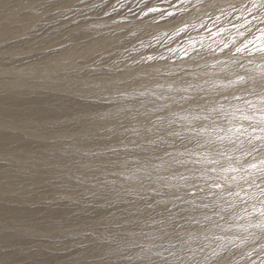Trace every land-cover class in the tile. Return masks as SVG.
<instances>
[{
  "label": "rangeland",
  "instance_id": "rangeland-1",
  "mask_svg": "<svg viewBox=\"0 0 264 264\" xmlns=\"http://www.w3.org/2000/svg\"><path fill=\"white\" fill-rule=\"evenodd\" d=\"M263 67L264 0H0V264H264Z\"/></svg>",
  "mask_w": 264,
  "mask_h": 264
},
{
  "label": "bare ground",
  "instance_id": "bare-ground-1",
  "mask_svg": "<svg viewBox=\"0 0 264 264\" xmlns=\"http://www.w3.org/2000/svg\"><path fill=\"white\" fill-rule=\"evenodd\" d=\"M75 53H76V52L72 53L71 56H72V55H73V56L76 55ZM83 53H88V51H85V52H83ZM78 54H79V53H78ZM78 54H77V55H78ZM55 68H56L55 65H50V66L48 67V71H51V70H53V69H55ZM263 72H264V67H263ZM28 75L36 76V75H38V72L35 71V70H33V71L26 72V73H24V74H22V75H18V76H17V80H18L20 83H23ZM143 77H144L145 79H147L148 81H152V82H154L153 78L151 77V75H150L149 73L144 74ZM107 82H108V80H105V83H107ZM137 86L140 88L142 85H137ZM154 93H157V92H154ZM147 97H148V96H147ZM0 104H3V101H1ZM46 109H47V110L55 111L54 108H46ZM45 115H47V114H41V116H45ZM19 116H20L19 113L16 112V111H14V110H10V109H7V108H5V107L2 108V109L0 108V123H4V122L15 123V122L19 119ZM8 138H9V137H6V136H4V135H1V136H0V153H6V152H8V151H3V149H4L3 144L8 140ZM16 138H18V137H16ZM14 141H18V140L14 139ZM82 141H83V140H82ZM82 141H81L79 138H76V140L74 141L73 144H74L76 147H79V145L82 146V145H84V144H86L87 146H90V145L93 144L92 141H90V140H88V141H83V142H82ZM2 151H3V152H2ZM62 156H64V155L57 153L56 150H48V153H46V154L31 155V156H30V160H31V162H32L33 164H38L39 161H41V160H43V159H45V158H48V159H52V160L55 161V162H59V164H62V163H64V162H62V160H63V157H62ZM28 159H29V158H28ZM61 162H62V163H61ZM12 179H16V178H15V177H10V178H9V180H12ZM6 214H7L9 217H11V218H13V217L15 216V213L13 214V212H6ZM241 229H242V228H239V231H241ZM214 231H215V230H213V232H214ZM194 233H195L194 240H198L199 237H200V235L202 234V232L199 231V230H196ZM39 249H42V248H39ZM147 258H148V257H147Z\"/></svg>",
  "mask_w": 264,
  "mask_h": 264
},
{
  "label": "snow or ice",
  "instance_id": "snow-or-ice-1",
  "mask_svg": "<svg viewBox=\"0 0 264 264\" xmlns=\"http://www.w3.org/2000/svg\"><path fill=\"white\" fill-rule=\"evenodd\" d=\"M151 11H156V9H151ZM193 196H195V193H193ZM261 215H264V209L261 210ZM183 219H185V222L188 224H196V225L200 224V221L197 220L195 217H191V218L183 217ZM205 219L208 220L209 218L205 217ZM180 227L183 228L184 226L180 225ZM177 235L179 236L178 233H177ZM158 255H161V257H162L161 264H168V260L166 257H163L162 254H159V253H158ZM170 255L176 256V260H177L178 264H184V261L179 256H177L176 253H170Z\"/></svg>",
  "mask_w": 264,
  "mask_h": 264
}]
</instances>
